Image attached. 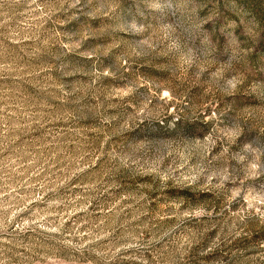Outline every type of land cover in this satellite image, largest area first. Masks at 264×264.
I'll return each mask as SVG.
<instances>
[{
    "label": "rangeland",
    "instance_id": "1",
    "mask_svg": "<svg viewBox=\"0 0 264 264\" xmlns=\"http://www.w3.org/2000/svg\"><path fill=\"white\" fill-rule=\"evenodd\" d=\"M0 264H264V0H0Z\"/></svg>",
    "mask_w": 264,
    "mask_h": 264
},
{
    "label": "snow or ice",
    "instance_id": "2",
    "mask_svg": "<svg viewBox=\"0 0 264 264\" xmlns=\"http://www.w3.org/2000/svg\"><path fill=\"white\" fill-rule=\"evenodd\" d=\"M165 95H167V93H165Z\"/></svg>",
    "mask_w": 264,
    "mask_h": 264
}]
</instances>
